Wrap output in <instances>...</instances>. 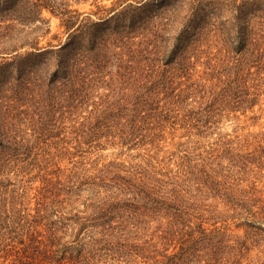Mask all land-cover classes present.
Returning a JSON list of instances; mask_svg holds the SVG:
<instances>
[{"label": "rangeland", "instance_id": "rangeland-1", "mask_svg": "<svg viewBox=\"0 0 264 264\" xmlns=\"http://www.w3.org/2000/svg\"><path fill=\"white\" fill-rule=\"evenodd\" d=\"M92 1H81L75 8L96 12ZM98 5L109 7L112 1ZM105 13L100 11L98 17ZM46 15L52 30L48 40L64 43L67 35L60 28L59 18L48 12ZM98 22L104 26L107 23L106 18ZM260 28L262 34L258 32L257 37L263 58L256 66H252L254 57L245 48L239 55L245 62L240 70L232 69L227 74L231 75L227 81L224 74L220 76L222 70L208 68L216 48L204 47L210 54L191 58L204 81H198L201 77L194 71L192 80L172 81L169 94L159 93L155 99L157 120L143 124L133 140L120 138L119 126L107 116L97 119L99 114L91 113L98 108L106 111L112 99H128L140 82L137 73L122 69V75L117 65L120 54L115 51L107 63L106 52L102 54L105 62L101 69L93 68L96 74L88 78L87 95L74 113L65 111L69 105L62 107L65 103L61 99L63 104L58 108L60 94L51 91L38 89L35 95L26 96L18 109L11 107L7 98L10 94H5L0 118L6 129L18 134L23 148L32 149L26 162H18L8 176L4 175L14 183L2 195L8 202L6 208L13 199L18 203L14 208L17 215L19 210L31 214L32 209L34 214L39 195L36 188L41 187L44 172L53 177L57 174L62 181L50 211L56 213L50 220L53 222L71 206L83 210V203L97 193L106 195V202L112 193L129 197V183L137 179L155 191L160 186L161 195L185 208L193 224L184 225L168 209L162 211L164 215H156L157 211L141 213L140 220L146 223L136 224L126 212L123 218L115 214L106 227H117L115 231L123 240L115 242V250L106 243L102 254L91 255L93 258L83 263L164 264L167 256L179 251L185 245L183 241L201 225L204 233L194 243L195 253L187 264H264V18L260 19ZM80 121L81 131L89 134L85 142L77 140L74 133ZM102 179L106 180L103 186L93 184ZM124 219L122 230L118 226ZM73 229L69 223V232L62 234L70 251L94 245L93 233L76 238V231L69 235Z\"/></svg>", "mask_w": 264, "mask_h": 264}, {"label": "trees", "instance_id": "trees-1", "mask_svg": "<svg viewBox=\"0 0 264 264\" xmlns=\"http://www.w3.org/2000/svg\"><path fill=\"white\" fill-rule=\"evenodd\" d=\"M81 1L88 0H0V117L5 94H10L7 98L11 107L18 109L23 106V99L35 95L38 89L60 94L57 107L61 109L60 103L64 102L62 107H70L65 111L76 112L87 95L84 92L88 78L105 62L102 54L106 52L107 63L115 51L120 54L117 65L122 75L127 70L137 73L140 82L130 91L131 95H127L128 99H112L106 111L98 108L91 113L99 114L97 119L107 116L119 126L120 138L133 140L143 124L157 120L155 99L159 93L169 94L172 81L192 80L193 73L201 77L198 81H204L192 56L199 57L209 53L207 50L211 47L216 48L217 53L207 65L213 71L222 70L220 76L224 74L222 77L227 81L231 79L227 74L232 69L240 70L245 62L239 56L245 48L248 47L254 57L252 66L263 58L257 33L262 32L260 19L264 18V0H111L109 7L98 5L104 0H93L98 10L89 13L75 8ZM102 10L106 13L98 17ZM47 12L59 18L60 28L67 35L64 43L60 40L54 44L48 40L52 30ZM105 18L106 26L98 22ZM129 97L133 98L132 102ZM71 102L77 104L73 106ZM81 123L75 126L74 133L77 140L85 142L89 134L81 131ZM14 132L6 129L0 118L1 264H85L83 261L93 258L91 255L102 254L106 243L115 250V242L123 240L115 231L117 227H106L113 215L120 213L123 218V212L136 224L146 223L140 220L141 213L157 211L156 215H164L162 211L168 209L184 225L193 224L185 208L161 195L160 186L155 191L154 187L138 183L137 179L129 183V197L112 193L106 202V195L97 193L83 203V210L71 206L56 222L50 221L52 215H56L50 211L55 206L53 199L60 192L62 181L57 174L53 177L47 172L42 173L41 187L36 188L39 195L35 213L33 209L31 214L19 210L17 215L14 208H18V203L12 199L10 207L6 208L8 202L2 196L9 185H14L5 176L18 162H26L32 149L23 148ZM37 168L41 171L40 166ZM105 181L93 184L101 187ZM71 190L75 191L73 187ZM11 192L16 193V188ZM124 222L125 219L118 228L125 227ZM69 223L74 225L69 235L76 231V238L93 233L94 245L90 250L88 247L76 251L67 248L69 244L62 240V234L69 232ZM202 230L201 225L194 228L189 239L183 241L185 245L168 255L164 264H187L194 252V243L202 237ZM195 236L198 239H193Z\"/></svg>", "mask_w": 264, "mask_h": 264}]
</instances>
